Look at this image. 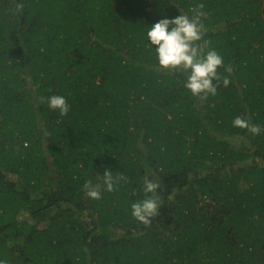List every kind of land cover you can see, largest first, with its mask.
I'll list each match as a JSON object with an SVG mask.
<instances>
[{
  "label": "trees",
  "instance_id": "obj_1",
  "mask_svg": "<svg viewBox=\"0 0 264 264\" xmlns=\"http://www.w3.org/2000/svg\"><path fill=\"white\" fill-rule=\"evenodd\" d=\"M200 3L195 43L224 57L207 96L146 37ZM236 116L264 126V0H0V258L264 264V129ZM105 168L126 179L90 198ZM147 179L160 210L145 225L130 205Z\"/></svg>",
  "mask_w": 264,
  "mask_h": 264
},
{
  "label": "clouds",
  "instance_id": "obj_2",
  "mask_svg": "<svg viewBox=\"0 0 264 264\" xmlns=\"http://www.w3.org/2000/svg\"><path fill=\"white\" fill-rule=\"evenodd\" d=\"M18 7L22 8L23 5ZM203 9V3L196 5L192 14L182 9V14L174 17L164 16L148 24L146 30L147 42L154 48L159 66L169 70L183 71L187 75L184 87L196 96L217 93V84L213 81L215 79L217 82L220 79L217 69L224 64V57L215 48L209 47L207 42L204 45L195 43L202 39L204 31L202 17L206 16V12ZM228 70L231 71V69ZM229 83V78L225 77L223 84L227 86ZM41 100L46 102L49 108L59 110L62 116L67 115L71 108L68 98L64 95L52 94L42 97ZM232 124L234 127L248 129L254 135H259L264 129V126L250 123L248 119L241 116H236ZM122 179L126 177L114 176L112 170L105 168L101 175L102 185L87 180L84 187L90 198L100 199L102 191H114ZM157 188V183L151 179L145 180L143 192L146 195L130 205L131 215L145 225L151 223V219L159 214L158 197L147 195L155 193ZM0 264H8V262L0 258Z\"/></svg>",
  "mask_w": 264,
  "mask_h": 264
}]
</instances>
